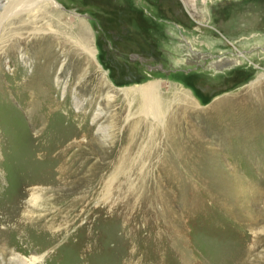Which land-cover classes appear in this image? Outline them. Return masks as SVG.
<instances>
[{"label": "rangeland", "instance_id": "374dc122", "mask_svg": "<svg viewBox=\"0 0 264 264\" xmlns=\"http://www.w3.org/2000/svg\"><path fill=\"white\" fill-rule=\"evenodd\" d=\"M56 5L61 20L20 15L0 26V264H264V126L252 107L254 90L264 92V0ZM83 29L96 59L79 44ZM51 40L57 110L37 84L46 78L35 58ZM152 82L177 119L173 150L168 118L158 124L139 95L123 93ZM218 129L222 140L211 136ZM48 133L72 146L64 183L34 141ZM218 146L227 196L207 202L191 165ZM234 175L249 195H233ZM12 215L17 228L5 222Z\"/></svg>", "mask_w": 264, "mask_h": 264}, {"label": "bare ground", "instance_id": "6f19581e", "mask_svg": "<svg viewBox=\"0 0 264 264\" xmlns=\"http://www.w3.org/2000/svg\"><path fill=\"white\" fill-rule=\"evenodd\" d=\"M56 4H57V0H0V26H2V24L4 25L5 21H7V23L12 25L13 24V23H11L12 20L15 17H18L20 15H21V17L19 20H21L23 22L26 19L25 20L26 24H33L34 21L39 19V16H41V15H46L47 18L50 20L51 19L56 20V21L61 20L63 16L59 15L58 17H56L55 12L53 11V7H57ZM25 16H27V17L24 19ZM78 23H79V25L76 24L77 27H81L80 25H82V23H80V22H78ZM48 26H49V24H48ZM83 27H85V26H83ZM83 30L84 31L82 33L80 32L79 34L83 35L84 38H83V41H81L79 44H80L81 48L87 54L91 55L94 59H96L97 51L94 47H92L90 45V41L88 40L89 39L88 32H86L85 29H83ZM43 41H42V43H43ZM48 41H49V39H48ZM56 46H58V43L51 40V42H49V44L45 47L44 51H42L41 53H38L36 55V58H35L36 60L44 59V63H42L39 70L41 72V75L46 78V81L41 80V83L35 82L38 84L39 89H40L39 95L42 96V100L48 99L49 102L51 101L49 106L54 108L55 110L58 109V105H55V103L57 101L50 100V98L52 97L51 96L52 89H54L52 86V77L54 75L56 68L59 66L57 54L53 50L54 49L53 47H56ZM12 50H14L13 47H10L7 50V52L12 51ZM72 54L73 53H71L70 55H72ZM70 57H73V56H70ZM77 62H78V60H77ZM75 64H77V63H75ZM77 66H78V64H77ZM79 66H81V65H79ZM74 70H76V69L74 68ZM74 72L75 71H73V74L76 73V72L75 73ZM75 76H76V74H75ZM160 86H161L160 82H155V83L152 82V83L144 84V85L136 87V88L124 89L123 93L126 95V97L132 96L135 98V96L137 97V95H139L142 98V102L140 103V109H143V107H144L143 112L146 114V116H153L158 124L159 123L163 124L165 118L166 117L168 118V121L166 122L167 123V126H166L167 137H170V139H172V145H171L172 148L171 149L173 150V125L175 124L177 119L173 118V114L169 115L167 113L169 111V107L167 106L166 103L162 102L161 93H160ZM251 86H254V84H251ZM254 93H255V96H253V97H255V98L253 101L254 102L256 101V102L252 107H254L255 114L257 115L255 121L260 123V127H261V126H264V92L262 89L259 90L256 88L254 90ZM183 96H184L183 101L186 102L185 106L193 104V97L189 93L188 94L185 93ZM245 97L246 98H244L243 100H245V99L247 100V97L249 98L250 96L245 94ZM230 101L232 102V100H230ZM250 101H251V99H250ZM225 103H226L225 101L221 100L220 102H218V104L216 106L222 110V108H223L222 106H224V105L228 106ZM94 105H95L94 102H89L85 106V108H93ZM248 108H250L249 110H251V105ZM56 112L57 111H55V114H54L55 116H52V118L59 116L58 113H56ZM57 118H59V117H57ZM222 122L224 123L223 120H222ZM35 124H37V122ZM213 127H216V125H213ZM228 133H229V131L227 132V134ZM231 133L236 135V133H234V132H230L229 134H231ZM40 134H41V132H40ZM49 134L50 133L45 134L43 137L36 136V138H34V137L33 138H34V141H36L38 143L40 152L43 153V157H47V159H49V162L54 166L53 168H55L54 170H56L57 177H59L58 183H61V182L64 183L65 181L70 179V175H71L70 171H71V168L73 166V164L71 166V163L73 161L68 159V156L72 153V146L67 145V143L57 142L53 138H48ZM225 134H226V129H218V130H214L211 133V136H212V138L215 137L216 139L220 138L222 140L225 137ZM132 138H133V135H131V137H130L131 141H132ZM136 138H137V136H136ZM88 142L90 143V141H88ZM224 144H222V145H224ZM47 145L50 146L49 149H48ZM225 149H226V147H225ZM219 152H223L221 147H219V149L218 148L217 149H215V148L210 149V148L205 147L204 156H202V158H199L200 160L198 162H197L198 159H196L193 162V164L191 165V168H193L194 170L197 169V170L201 171L200 172V173H202L201 174V176H202L201 183H206L208 185L206 187V190H205V197H206L207 202H211L213 200H216L217 198H220L222 200L223 196H227V194L224 193V190L222 189V191H221V188H219V187H221V183H228V179H230L227 176V172L225 171L223 160H222V158H220V155L222 153L219 155ZM171 163H173L172 159H171ZM233 177L234 178L232 181L234 183H237V186L235 188V192H233V195L237 198H240V196L244 195V194L249 195L246 192L248 190L245 189L246 185L243 186V184H242V183H247L246 179L237 177L236 175H234ZM74 178H76V177H74ZM216 187L219 188V189H217L218 191H215ZM214 194L217 195L216 196L217 198L214 196ZM35 199L36 198H34V200ZM246 212L248 213L250 211H246ZM15 213L17 214V212H14V214ZM252 216H254V215H252ZM261 217H262V215H261ZM250 218L251 217H248V215H247V220L244 219L247 226L250 225L253 227V226L259 225L256 218H251V219ZM5 222H7L8 224H14L15 228L19 227V221L17 220V215L9 216L8 218L5 219ZM43 229L44 228H40V230H43ZM250 229L252 231V228H250ZM257 243L258 244L264 243V237L258 238ZM249 252H251V249L249 251H247L248 254H249ZM4 255H5V253H4ZM21 261H22L21 263H23V264H32V263H36L37 260H35V259H28L27 260L26 258H21ZM38 262H40V261H38Z\"/></svg>", "mask_w": 264, "mask_h": 264}]
</instances>
